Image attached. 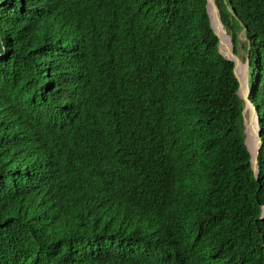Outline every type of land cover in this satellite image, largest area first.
<instances>
[{"label": "trees", "instance_id": "trees-1", "mask_svg": "<svg viewBox=\"0 0 264 264\" xmlns=\"http://www.w3.org/2000/svg\"><path fill=\"white\" fill-rule=\"evenodd\" d=\"M78 1L87 39L55 27L32 41L35 4L0 0V264H66L37 250L38 215L58 209L80 213L76 246L98 264H264V148L256 182L206 0ZM229 1L257 44L264 0ZM47 232L50 247L65 236Z\"/></svg>", "mask_w": 264, "mask_h": 264}, {"label": "clouds", "instance_id": "clouds-1", "mask_svg": "<svg viewBox=\"0 0 264 264\" xmlns=\"http://www.w3.org/2000/svg\"><path fill=\"white\" fill-rule=\"evenodd\" d=\"M6 2H7V0H4V2H2L1 4H5ZM206 2H207V0H206ZM215 2H216V5H217V7L219 9V13H220V18H219L220 23L222 24V26L224 27V29L226 30V32L228 33V35L230 36V38L232 40L233 47H234L233 50H234L235 54L239 58L246 59L248 62V79H247V83L245 85H244L245 79L243 80L238 74V76L240 77V79L243 83L241 86L239 83V80L237 79V77L235 75V72H234V75H235L236 81L238 83L237 95H238L239 99L243 100L244 110L246 109V107H251V105H252V107H254L253 109L256 110V115L257 116L259 115V117H260L259 120L258 119L256 120V117H255L256 127H257V136H258V129H260L261 130L260 137L263 141L262 146H261V150H260V154L258 156V157H260L261 151L264 148V138H263L264 125H262L263 121L261 120L262 114L260 111L261 109H264V99L262 97L260 99L261 102L259 104H258L259 100H257L258 101L257 104L260 106H256L257 104H255V100L253 97L257 93L256 91H257V88H258L260 81H259V79L258 80H253V79L259 78L258 75L260 73V70L262 68H264V20H262L261 24L257 27V33H256L257 44H253V41H251V42L248 41L247 36H246L247 28L245 27L244 22L241 19H239L238 16L235 14V11H234L232 5L230 4V1L229 0H215ZM33 3L35 4L36 1ZM33 3H31L30 0H27V1H24V3H22V6L24 8H26L25 6L29 7V4H33ZM42 3H43V0H39L37 3L36 9L33 12H35L37 9H39L41 7ZM24 4H26V5H24ZM220 4H223L225 6L226 12L229 13L232 17L238 18L241 31L238 34V44L237 45H235L232 34L229 32V30L227 29L226 25L223 22L221 11H220ZM34 6H32V7H34ZM29 9H31L30 12H32L33 8H29ZM206 9H207V4H206ZM48 10H49V8L44 9V11L42 13L34 16V18L46 21ZM207 13H208V9H207ZM208 17H209L210 27L212 29L209 14H208ZM31 18H33V17L30 14L28 19L30 20ZM29 20H26V25L24 26V29L29 28L30 35L32 36V38L30 40L34 41V40L39 39L37 37V32H36V30L39 28H40V32H42L43 34H46L48 32L45 28L46 26L28 24L27 21L29 22ZM212 22H213V19H212ZM36 26H39V27H36ZM213 33H214V30H213ZM240 34H242L244 37L243 41H242V37L239 38ZM214 35H215V33H214ZM26 36H27V30H26L25 37ZM53 43L55 45V48H53V50L56 52L64 51L66 49L71 48L70 45L67 43L58 45L57 43H59V40H55ZM4 55H5V53H3V56ZM239 63L244 66L241 59H239ZM239 63H238V65H239ZM237 68H238V66H237ZM237 73H238V71H237ZM244 77H245V75H244ZM240 87H242L243 95L245 96L246 100L244 98L240 97L238 94ZM247 91H248V93H247ZM255 97H257V95ZM244 110L242 113V117H243L244 145H245V139H246L245 126H247L249 129V125L250 126L253 125V122L250 118V114L244 115ZM258 141H259V138H258ZM245 147H246V145H245ZM246 149H247V147H246ZM247 151H248V149H247ZM248 153H249V151H248ZM249 156L251 157L250 153H249ZM250 157H249V159H250ZM258 157H257V159H258ZM250 163H251V159H250ZM258 165H259V172H260L261 167H260L259 159H258ZM250 167L252 170L251 164H250ZM252 172H253V170H252ZM253 175H254V172H253ZM259 176H260V174L258 175L257 178H255V176H254L256 182L259 181ZM83 207H84V204L82 205V209H84ZM260 213H261L260 219H264V216H263L264 215V205L262 206V211H260ZM79 214L80 213L77 214L78 215L77 218H73L70 215H67V213L61 209H58L57 213L53 214V215H51L49 212H47L45 214H42V213L39 214L37 225L41 231V235L39 238H37L38 254L41 255L45 249L50 248L52 242L54 241V238L50 237V235L47 231H63V232H65V235H67L69 238V240L67 242L74 240L75 236L79 235L78 226H77L78 217L80 216ZM73 256H74L73 254L72 255L63 254L62 258L66 264H69L73 260ZM108 261H109V264H113L110 260H108Z\"/></svg>", "mask_w": 264, "mask_h": 264}, {"label": "water", "instance_id": "water-1", "mask_svg": "<svg viewBox=\"0 0 264 264\" xmlns=\"http://www.w3.org/2000/svg\"><path fill=\"white\" fill-rule=\"evenodd\" d=\"M21 1L22 3H24V1H27V0H21ZM30 1L31 3L36 1L35 6L31 7L33 8L32 12H29L32 17L42 13L44 9L49 8L48 13H47V19H46V22L48 24V29L46 26V30L49 31V34L54 35L53 32L55 31L52 29L55 27H66L70 29L76 28V29H80L81 31H85L83 36L87 39L86 29L90 27L91 22H90L89 15L85 11L84 5L80 3L78 0H43L41 7L37 9L35 12L33 11L36 9V6L39 0H30ZM207 9H208V14L210 16L212 29L214 30L215 35L219 39V43H218L219 54L223 56L225 59L234 63L235 75L237 79L239 80L240 85L242 86L243 83L237 73V66H238L240 58L235 54L233 50L234 47H233L232 40L230 38V45H229L230 51L224 50L223 45H222V38L220 34L218 33V31L214 28V25L212 22L214 15L220 18L219 9L216 5L215 0H207ZM78 34H79V31L76 30L73 33V37L75 38L76 35ZM238 94L240 97L246 100L245 96L243 95L242 87L239 88ZM253 108L254 107H252V105L251 107H246V109L244 110V115H249L251 111L254 110ZM259 118H260L259 115L258 116L256 115V120L257 119L259 120ZM261 120H263V118ZM248 130H249L248 127L245 126V136H246L245 145L251 155L250 159H251L252 170L254 172L255 178H257L258 175L260 174L257 157L260 154L261 146L263 143L260 137L261 130L258 129L259 141H258V147L256 148L254 153L250 149V144L248 141ZM77 237L78 236H75L74 240L67 242L69 240L68 236L67 235L63 236V240L60 242V244H58L57 247H50V248L45 249L44 252L42 253L43 255L42 254L40 255L41 258L45 259V257L48 256L50 258L49 262H52L54 258L63 260L62 258L63 254H67V255L73 254L74 255L73 260L69 264H77V262H74V261L79 258H82L84 260V264H98L89 246H86L84 244L80 246H76L78 242L86 241L85 238L76 239ZM62 245L64 246V249L61 248ZM60 248L62 250L58 254V250Z\"/></svg>", "mask_w": 264, "mask_h": 264}, {"label": "bare ground", "instance_id": "bare-ground-1", "mask_svg": "<svg viewBox=\"0 0 264 264\" xmlns=\"http://www.w3.org/2000/svg\"><path fill=\"white\" fill-rule=\"evenodd\" d=\"M18 4H19V7H20L21 6L20 3H18ZM213 25H214V28L218 31V33L220 34V36L222 38L223 48H226L225 50H229L230 49V46H229L230 45V36L228 35L226 30L224 29V27L220 23V20L218 19V17L216 15L213 16ZM253 80H258V78H255ZM247 93H248V91H247ZM252 112H253L252 115H253V119H254L256 117V110H253ZM250 128H251V126H250ZM255 132L257 133L256 123H255ZM255 137L256 138H254V139H252V138L249 139L250 149H251V151L253 153L255 152L256 148L258 147V136L256 135Z\"/></svg>", "mask_w": 264, "mask_h": 264}, {"label": "rangeland", "instance_id": "rangeland-1", "mask_svg": "<svg viewBox=\"0 0 264 264\" xmlns=\"http://www.w3.org/2000/svg\"><path fill=\"white\" fill-rule=\"evenodd\" d=\"M241 37H242V41H243L244 37H243L242 34L239 35V38H241ZM225 49L226 48H224V50ZM240 59H241L242 63L244 64V66L239 63L238 68H237L239 71L238 70L237 71H238L239 76L243 80L245 79V82H244V85H245L247 83V79H248V62H247L246 59H242V58H240ZM244 75H245V77H244ZM252 114H253V112L251 111L250 118H251V120L253 122V125H251V128H250V125H249L250 129L248 130V141H249L250 138H252V139L256 138L255 136L257 135V133L255 132L256 120H255V118L253 119V115Z\"/></svg>", "mask_w": 264, "mask_h": 264}]
</instances>
